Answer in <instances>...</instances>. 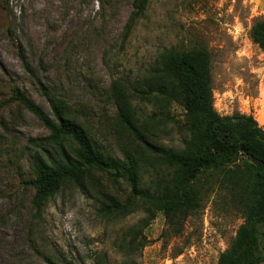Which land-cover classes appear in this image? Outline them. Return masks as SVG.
Masks as SVG:
<instances>
[{"label":"rangeland","instance_id":"1","mask_svg":"<svg viewBox=\"0 0 264 264\" xmlns=\"http://www.w3.org/2000/svg\"><path fill=\"white\" fill-rule=\"evenodd\" d=\"M134 2L0 0V102L15 87L53 118L40 82L65 100L104 157L122 161L129 155L140 186L152 192L170 170L117 121L112 83L132 95L148 141L182 149L188 138L184 112L148 90L155 79L150 75L164 49H203L210 57L215 111L252 115L264 129V50L249 36L252 25L264 21V0H149L125 36ZM49 137L17 102L0 108V264H216L244 223L247 191L235 166L228 175L199 177L201 204L178 233L160 211L131 197L125 177L113 172L86 171L79 183L65 182L36 203L35 190L22 180L34 178L32 161L59 152ZM63 147L72 153L68 142ZM259 239L264 254V224Z\"/></svg>","mask_w":264,"mask_h":264},{"label":"trees","instance_id":"2","mask_svg":"<svg viewBox=\"0 0 264 264\" xmlns=\"http://www.w3.org/2000/svg\"><path fill=\"white\" fill-rule=\"evenodd\" d=\"M148 1L135 0L125 36L142 18ZM249 36L264 50V21L255 22ZM18 55L24 69L30 72L21 48ZM154 67L150 77L155 79L148 90L164 103L179 105L184 112L188 138L182 149L165 148L148 141L131 106L133 97L119 81L112 83L110 95L117 121L136 143L170 170L152 192L140 186L137 166L129 155L122 161L104 157L76 122L65 100L51 95L40 82L42 94L51 102L53 118L15 87L10 89L11 96L0 102V108L17 102L31 112L50 132L49 140L61 146L59 152L32 161L34 178L22 180V184L32 187L35 202L42 203L58 193L65 182L79 183L86 171L113 172L125 177L131 197L145 200L160 211L166 223L178 233L185 218L201 204L202 193L195 186L199 177L213 172L228 175L233 172L230 167L235 166L241 174L240 185L247 191L244 223L216 264L264 263L259 239V227L264 224V129L252 115L220 116L215 111L210 57L206 50L178 54L164 49ZM149 91L135 93L145 98L150 96ZM67 142L72 153L63 147Z\"/></svg>","mask_w":264,"mask_h":264}]
</instances>
